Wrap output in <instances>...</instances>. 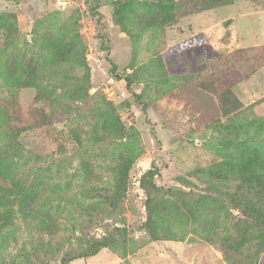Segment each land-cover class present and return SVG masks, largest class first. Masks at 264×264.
Listing matches in <instances>:
<instances>
[{"label": "rangeland", "instance_id": "1", "mask_svg": "<svg viewBox=\"0 0 264 264\" xmlns=\"http://www.w3.org/2000/svg\"><path fill=\"white\" fill-rule=\"evenodd\" d=\"M259 213L264 0H0V264H264Z\"/></svg>", "mask_w": 264, "mask_h": 264}, {"label": "trees", "instance_id": "2", "mask_svg": "<svg viewBox=\"0 0 264 264\" xmlns=\"http://www.w3.org/2000/svg\"><path fill=\"white\" fill-rule=\"evenodd\" d=\"M115 69H116V66L113 64L112 71L115 72ZM126 80H127V84L130 85L131 79L129 77H127ZM153 172H154V170L152 168V169L148 170L147 175H151V174H153ZM146 189H147V187H146ZM258 218L260 219L261 223L264 224V215L259 213ZM108 245H109V243L107 242L106 239L99 240L96 243H94L92 250L90 252H81V253H75V254L72 253V254L65 256L64 260L65 261H68V260L73 261V260L78 259V258H82V257L88 256V255L95 254L98 251H100L102 248L107 247Z\"/></svg>", "mask_w": 264, "mask_h": 264}]
</instances>
